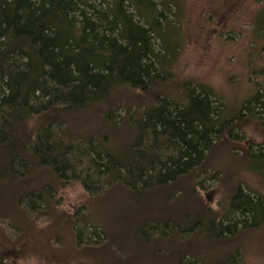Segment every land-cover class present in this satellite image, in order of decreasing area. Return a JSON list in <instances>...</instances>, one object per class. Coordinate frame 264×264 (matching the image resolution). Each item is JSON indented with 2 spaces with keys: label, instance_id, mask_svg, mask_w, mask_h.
<instances>
[{
  "label": "trees",
  "instance_id": "trees-1",
  "mask_svg": "<svg viewBox=\"0 0 264 264\" xmlns=\"http://www.w3.org/2000/svg\"><path fill=\"white\" fill-rule=\"evenodd\" d=\"M169 10L156 0H0V264L16 261L23 237L77 185L92 205L70 215L74 256L59 264H244L247 245L263 241L264 195L211 161L226 138L245 144L246 119L262 124L264 97L230 110L180 81ZM243 160L264 181V140ZM209 182L223 191L217 209ZM90 229L97 237L85 241Z\"/></svg>",
  "mask_w": 264,
  "mask_h": 264
},
{
  "label": "rangeland",
  "instance_id": "rangeland-1",
  "mask_svg": "<svg viewBox=\"0 0 264 264\" xmlns=\"http://www.w3.org/2000/svg\"><path fill=\"white\" fill-rule=\"evenodd\" d=\"M156 1L164 8L170 7L165 16L174 24L168 27L167 41L180 50L178 63L172 69L180 81L203 84L230 110L240 109L257 92L264 97V0ZM259 116L262 124L249 117L243 125L244 133L238 131L246 139L245 144L255 149L264 140V114ZM229 144L226 138L215 158L216 163L211 161V166L232 167L230 170L238 171L249 186L264 195L263 179L245 171L243 151L246 145L231 144L229 149L226 147ZM232 147L236 149L232 151ZM204 194L212 208L220 206L223 191L217 182H209ZM60 195L62 200L56 214L46 219V223L39 221L35 234L23 237L26 247L13 264H59L61 256H74L69 217L86 213L87 207L92 205L91 198L80 185ZM93 210L97 212L98 206ZM9 229V239L14 240L19 231L12 224ZM93 232L88 230L84 240L97 237ZM262 239L247 245L244 264H264ZM3 244L11 246V243Z\"/></svg>",
  "mask_w": 264,
  "mask_h": 264
}]
</instances>
